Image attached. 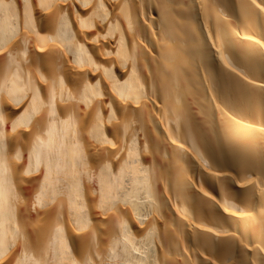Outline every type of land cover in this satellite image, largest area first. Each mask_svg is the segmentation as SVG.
Here are the masks:
<instances>
[{"label": "bare ground", "instance_id": "bare-ground-1", "mask_svg": "<svg viewBox=\"0 0 264 264\" xmlns=\"http://www.w3.org/2000/svg\"><path fill=\"white\" fill-rule=\"evenodd\" d=\"M0 264H264V0H0Z\"/></svg>", "mask_w": 264, "mask_h": 264}]
</instances>
